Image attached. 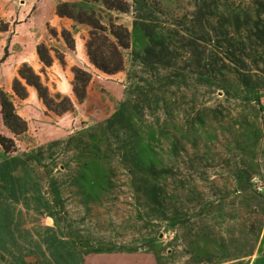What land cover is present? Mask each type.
Returning a JSON list of instances; mask_svg holds the SVG:
<instances>
[{
    "label": "rangeland",
    "instance_id": "1",
    "mask_svg": "<svg viewBox=\"0 0 264 264\" xmlns=\"http://www.w3.org/2000/svg\"><path fill=\"white\" fill-rule=\"evenodd\" d=\"M121 1L126 12L95 0L58 6L126 26L123 69L91 61L90 42L115 60L108 31L92 35L68 16L77 29L59 37L67 51L84 40L81 54L66 60L52 30L35 68L1 65L0 93L26 127L9 129L0 102V133L15 143L10 152L0 145V264H74L101 252L155 264H264V188L253 181L264 185V0ZM17 3L0 20L9 38L33 14ZM24 66L38 72L50 105L22 78ZM57 81L71 93L55 90Z\"/></svg>",
    "mask_w": 264,
    "mask_h": 264
},
{
    "label": "crops",
    "instance_id": "2",
    "mask_svg": "<svg viewBox=\"0 0 264 264\" xmlns=\"http://www.w3.org/2000/svg\"><path fill=\"white\" fill-rule=\"evenodd\" d=\"M23 1V0H22ZM81 0H24V5H29V8L33 9V14L28 18L26 22L20 25L22 31L16 33L12 38H9V34L6 35L5 31L8 33L10 31V25L8 24V29L0 30V69L1 65L8 64L10 62H23V64L32 65V62L40 61L38 55V47L40 45H50L49 41L51 40V32L55 30L57 35L54 34V40L58 41L60 48L65 54V59L71 61V55H76L80 53L84 46V40L79 41L77 36L75 37V48L74 51H67L64 47L65 43L60 36V31L63 29L76 30L77 25H73L66 17L61 16L57 12V6L60 2H78ZM27 3V4H26ZM17 10H19V4L17 0H0V20L3 16L7 18L12 17ZM6 21V20H5ZM73 26V27H72ZM40 30L43 32L40 33ZM59 33V34H58ZM80 34V33H79ZM10 39V42H9ZM17 45L18 47H26L27 45L31 48L28 56L22 55L20 53V48L15 46L14 50H11V46ZM81 54V53H80ZM82 55L80 59L75 57L74 60H82ZM52 59V58H51ZM56 61L54 60L51 65L54 66ZM33 68H35L33 66ZM37 72V71H36ZM38 73V72H37ZM7 76V75H6ZM57 87L55 90L59 92L71 93L70 89L66 87L65 91L61 88V81H57ZM69 86V85H68ZM51 226V225H50ZM117 254L116 253H88L84 254L81 258H76L74 264H155L154 261L151 263L144 262L143 260H138L133 262L128 260L130 256L126 254ZM128 255V256H127ZM58 262H60L58 260Z\"/></svg>",
    "mask_w": 264,
    "mask_h": 264
},
{
    "label": "trees",
    "instance_id": "3",
    "mask_svg": "<svg viewBox=\"0 0 264 264\" xmlns=\"http://www.w3.org/2000/svg\"><path fill=\"white\" fill-rule=\"evenodd\" d=\"M101 1L109 10H118L121 12H126L128 9V5L121 0H95ZM74 7L70 6L68 3H63L58 6V14L61 16H68L74 18L75 20L85 22L90 24L94 27L91 34L96 35L98 31H108V35H112V46L114 51V59H108L107 57L103 56L101 58L95 54V51L92 49V44L90 42L89 45V55L91 61L101 70L108 73H115L124 67V59L122 56V49L121 48H128L130 46V30L124 26L123 24H115L112 23L108 27L104 25L101 21L100 16L96 15L95 12H92L93 18H87L88 14L83 11L82 15H78L75 13L74 10H68ZM75 8V7H74ZM107 35V36H108ZM115 38V39H114ZM39 54L42 60L46 64H51L52 59L51 56L47 53L45 46L39 48ZM77 78H79L80 70L77 71ZM20 74L22 78H24L29 85L36 87L39 91L40 96L44 99L47 105L51 104V99H49L48 91L46 87L41 83L40 76L30 67L24 66ZM13 88L15 93L20 97H25L27 90L26 87L22 84L19 79H16ZM81 87L76 86V91L79 93ZM0 102L2 106V118L4 124L11 129L13 132L18 133L21 130H24L26 127V122L17 114L15 110V106L13 102L9 99V97L4 93H0ZM0 145L3 147L5 152H10L13 147L15 146L14 140L7 135L0 133Z\"/></svg>",
    "mask_w": 264,
    "mask_h": 264
},
{
    "label": "built area",
    "instance_id": "4",
    "mask_svg": "<svg viewBox=\"0 0 264 264\" xmlns=\"http://www.w3.org/2000/svg\"><path fill=\"white\" fill-rule=\"evenodd\" d=\"M253 181L257 185L258 190L262 191L264 188V185L261 183V180L259 178H254Z\"/></svg>",
    "mask_w": 264,
    "mask_h": 264
},
{
    "label": "water",
    "instance_id": "5",
    "mask_svg": "<svg viewBox=\"0 0 264 264\" xmlns=\"http://www.w3.org/2000/svg\"><path fill=\"white\" fill-rule=\"evenodd\" d=\"M160 236H162V234Z\"/></svg>",
    "mask_w": 264,
    "mask_h": 264
}]
</instances>
